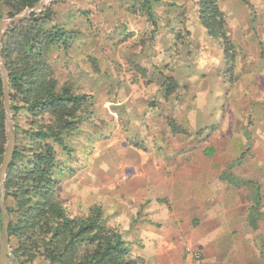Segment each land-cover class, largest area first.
<instances>
[{
	"label": "rangeland",
	"instance_id": "374dc122",
	"mask_svg": "<svg viewBox=\"0 0 264 264\" xmlns=\"http://www.w3.org/2000/svg\"><path fill=\"white\" fill-rule=\"evenodd\" d=\"M197 1L158 0L150 20L141 0H47L26 17L52 7L53 22L71 35L49 50L54 76L91 101L65 139L68 150L54 146L55 196L70 217L96 205L121 232L127 215L117 184L123 176L147 175L156 161L206 149L212 157L215 134L231 125L237 155L258 185L260 203L254 197L252 210L264 221V0H216L229 50L202 24ZM170 82L174 87L165 94ZM257 235L252 244L232 243L236 258L264 264V233ZM123 237L154 264L144 245Z\"/></svg>",
	"mask_w": 264,
	"mask_h": 264
},
{
	"label": "trees",
	"instance_id": "16d2710c",
	"mask_svg": "<svg viewBox=\"0 0 264 264\" xmlns=\"http://www.w3.org/2000/svg\"><path fill=\"white\" fill-rule=\"evenodd\" d=\"M37 1L0 0V16H13ZM157 1L141 0L150 20ZM197 4L208 33L229 50L224 15L216 0ZM52 14L48 7L42 16L23 19L2 39L15 129V149L4 180L10 247L24 264H147L117 228L106 224L98 206L70 217L55 196L59 161L54 146L68 150L65 139L76 130L79 115L91 101L87 94L76 93L72 83H59L54 76L49 50L71 35L53 22ZM173 87V82L166 84L165 94ZM3 112L0 73V163L6 142Z\"/></svg>",
	"mask_w": 264,
	"mask_h": 264
},
{
	"label": "crops",
	"instance_id": "0c3cea01",
	"mask_svg": "<svg viewBox=\"0 0 264 264\" xmlns=\"http://www.w3.org/2000/svg\"><path fill=\"white\" fill-rule=\"evenodd\" d=\"M230 126L215 134L212 157L206 149L204 155L170 157V163L159 160L147 175L133 172L117 184L127 215L122 235L144 245L154 264H181L183 256L188 264L184 245L201 250V264H252L236 258L232 243L261 238L263 213L252 210L254 197L260 203L258 185L248 161L237 155Z\"/></svg>",
	"mask_w": 264,
	"mask_h": 264
},
{
	"label": "water",
	"instance_id": "95a60500",
	"mask_svg": "<svg viewBox=\"0 0 264 264\" xmlns=\"http://www.w3.org/2000/svg\"><path fill=\"white\" fill-rule=\"evenodd\" d=\"M38 9H40V0L35 2L32 7L26 8L24 12L21 11L11 17H0V73L2 81V103L4 109L3 113L6 138L2 161L0 163V264H24L20 262L18 258L11 252L9 248V235L7 233L9 216L5 207L4 180L6 176L5 172H7L13 157L15 148V133L12 125L8 77L5 72L1 56L2 39L5 34V29L9 25L25 19L30 15V13L37 11Z\"/></svg>",
	"mask_w": 264,
	"mask_h": 264
},
{
	"label": "built area",
	"instance_id": "2783aa9c",
	"mask_svg": "<svg viewBox=\"0 0 264 264\" xmlns=\"http://www.w3.org/2000/svg\"><path fill=\"white\" fill-rule=\"evenodd\" d=\"M185 254L188 264H201L202 253L199 249L187 246L185 248Z\"/></svg>",
	"mask_w": 264,
	"mask_h": 264
},
{
	"label": "bare ground",
	"instance_id": "6f19581e",
	"mask_svg": "<svg viewBox=\"0 0 264 264\" xmlns=\"http://www.w3.org/2000/svg\"><path fill=\"white\" fill-rule=\"evenodd\" d=\"M47 2V0H40V8L43 7V5Z\"/></svg>",
	"mask_w": 264,
	"mask_h": 264
}]
</instances>
